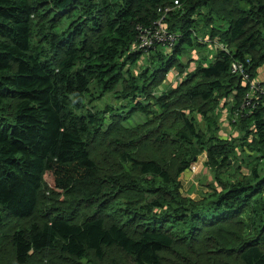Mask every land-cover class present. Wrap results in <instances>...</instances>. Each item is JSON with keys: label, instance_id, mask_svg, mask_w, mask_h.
Returning a JSON list of instances; mask_svg holds the SVG:
<instances>
[{"label": "trees", "instance_id": "trees-1", "mask_svg": "<svg viewBox=\"0 0 264 264\" xmlns=\"http://www.w3.org/2000/svg\"><path fill=\"white\" fill-rule=\"evenodd\" d=\"M175 1L0 0V213L9 218L33 217L46 195L99 202L96 214L82 222L52 213L48 220L17 228L10 235L12 254H6L0 241V264H36L34 256L40 254L43 264H52V252L77 264L88 257L102 261L114 247L132 256L136 264H163L164 250L182 255L186 250L193 257L218 253L237 264H264V176L257 170L254 182L231 183L211 202L198 204L181 197L178 175L189 167L181 148L207 146L186 114L165 127V135H159L160 125L147 126L143 137L138 132V144L141 140L157 147L164 144L174 152L173 159L159 157L151 149L141 153L139 147L138 155L127 149L117 154L128 178L123 186L133 194L129 199L138 197L142 202L138 221L143 225L128 224L130 214L123 199L104 197L106 186L121 183L116 177H103L90 148L89 140L102 130L104 118L86 109L87 96L92 86L106 92L126 80L125 65L140 57L136 46L142 31L154 33L165 15L163 25L177 34L174 46L159 44L153 50L160 58L157 70L167 71L184 45L199 39L196 25L203 7L209 10L205 15L209 24L214 16L222 23L212 36L228 48L218 49L210 64L189 74L178 93L161 97L167 110L181 105L201 110L203 104H209L210 110L217 94L233 96L234 110L239 109L250 87L243 74L254 80L264 64V0ZM38 18L54 22L53 26L69 21L64 34L53 36L54 56L33 41ZM234 63L242 66L243 74L233 72ZM198 76L201 80L195 82ZM165 98L171 101L164 102ZM244 118L254 139L264 145V100ZM152 129L156 131L151 133ZM124 132L123 126L116 130ZM228 148L222 143L209 146V163L229 165ZM177 158L180 165L175 173ZM200 242L202 248L197 246Z\"/></svg>", "mask_w": 264, "mask_h": 264}, {"label": "rangeland", "instance_id": "rangeland-1", "mask_svg": "<svg viewBox=\"0 0 264 264\" xmlns=\"http://www.w3.org/2000/svg\"><path fill=\"white\" fill-rule=\"evenodd\" d=\"M202 12V16H198L196 25V33L199 39H196L194 45H184L181 54L176 56L173 67L167 71L166 68L157 70L158 62L160 61L158 53L153 51L145 54L138 52L140 57L136 61H129L124 67L123 76L126 80H122L114 88L106 92L92 86L91 95L87 96L86 109L94 112L98 111L100 116L104 118L102 130L89 140L90 148L102 167L101 174L103 177L107 178L109 176L110 179L111 177H116L120 179L121 183L106 186L104 197L113 196L118 197V200L123 199V206L127 207V213L130 214L128 224L131 222L134 225L142 224V222L138 221V203L141 204L142 202H138V197L136 201L129 199L133 194L129 192L130 188L123 186L128 183V178L124 176V167L120 165L117 158L118 152L127 149L131 153L135 152V155H138L139 147L141 153L151 149L159 157L174 158L172 149L166 148L164 144H160L157 147L143 140L138 144V132L141 133L140 137L145 136L144 130L147 129V126L157 128L160 125L157 131H159V135H163L165 133L164 128L170 126L177 116L181 117L183 116L182 114H186L189 119L196 123L199 132L204 136V141L207 142L205 148L201 145L195 146V148L193 145H189L182 147L180 150L189 161L187 170L182 171L178 175L180 182L179 191L181 197L187 202L188 200L198 204L206 201L211 202L226 191L231 183L254 182L256 179L254 170H257L259 175L264 176V145L259 144L254 139L251 130H249L251 129L250 122L245 120L246 118L240 119L237 117L238 109L234 110L237 102L233 96L226 98L217 94L214 107L210 110L209 104H203L201 110L184 109L182 105L178 106L177 109L170 107L167 110L163 105L162 96L170 97L172 94L178 93L180 87L189 81V74L194 75L200 66H207L217 56L218 48L216 46L218 39L213 38L215 36H212V33L214 29L221 27V20L214 16L215 20L212 24H209L208 22L210 21L205 19V15L209 13L208 8L203 7ZM35 22L34 43L44 47L54 56L56 52H50L54 48L52 43L53 36L55 38L64 34L65 29L69 26V21L58 23L55 26H53L54 22H44L42 18L36 19ZM40 31H44L46 36L41 34ZM161 48L166 50L165 47ZM199 80H201V77L198 76L195 82ZM263 80L264 64L259 68L258 76L254 82L258 84ZM255 95L256 93L253 91L252 96ZM165 101L170 102L171 99L165 98ZM122 126L125 127L124 134H117L116 130ZM141 126H146V128ZM154 130L152 129L151 133ZM111 138H113L112 141L108 143ZM216 143H222L223 146L229 147L231 155L228 161L229 165L212 166L209 163V146ZM139 145H143L145 149H142ZM220 150H224V148L220 147ZM185 156L183 160H186ZM218 158H221V156H218ZM175 165L174 172L176 173L177 167L180 165V158H177ZM136 195L138 196V194ZM152 195L149 194L148 198H151ZM98 203L91 204L65 194L55 197L46 195L45 199L40 202V206L33 217L9 218V216L0 213V217L3 218L2 221L4 222V226H0V233H7V235L3 233L2 235L4 236L0 235V241L4 245L6 254H12L10 235L17 228L27 227L34 221L48 220L52 213H63L77 222H82L88 215L96 214ZM231 227L232 225L227 227L226 230ZM215 234L217 233L215 232ZM229 235L232 236L231 232ZM197 246L202 248L203 245L200 242V245ZM185 252L186 254L182 255L173 250L162 251L163 264H237L235 259L230 258L228 255L219 258L218 253H205L203 257H193L194 254L192 252L191 255L186 250ZM42 256V254L34 256L33 262L43 264L41 262ZM50 256L55 260L52 264L78 263L61 255L56 256L53 252ZM189 256H191V259ZM45 258H47L46 255ZM211 258L218 262H212ZM49 260L51 259L49 258ZM79 264L136 263L132 256L120 248L114 247L107 250L106 257L102 261H94L88 257L82 259Z\"/></svg>", "mask_w": 264, "mask_h": 264}, {"label": "built area", "instance_id": "built-area-1", "mask_svg": "<svg viewBox=\"0 0 264 264\" xmlns=\"http://www.w3.org/2000/svg\"><path fill=\"white\" fill-rule=\"evenodd\" d=\"M179 1L176 0L175 4H178ZM160 11H163L160 9ZM165 11H169L168 8L165 9ZM165 19V15H163L158 21L157 24L159 25V28L156 29L154 33H148L150 31H142V37L139 40V45L136 46L137 49L141 50L143 54L152 52L157 45L161 44L163 46L172 47L175 45L177 40V34L173 31H169L166 29V27L163 25V20ZM218 49H227V45L221 41H217ZM239 69H242V66H239L237 63L233 64V72L239 73L242 72L239 71ZM245 79V84L249 85V89L247 90L244 102L238 109V118H244L247 117L252 113V110H254L262 100H264V80L256 84L254 80L249 79V75L246 73L243 74ZM255 91L256 95L252 96V92Z\"/></svg>", "mask_w": 264, "mask_h": 264}]
</instances>
